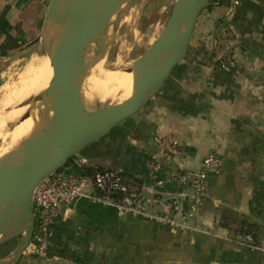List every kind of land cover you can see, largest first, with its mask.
Masks as SVG:
<instances>
[{
    "label": "crops",
    "instance_id": "1",
    "mask_svg": "<svg viewBox=\"0 0 264 264\" xmlns=\"http://www.w3.org/2000/svg\"><path fill=\"white\" fill-rule=\"evenodd\" d=\"M50 1L0 0V62L36 45ZM216 2L202 12L185 59L161 91L75 158L149 184L146 162L157 136L180 143L183 156L173 165L183 169L221 157L223 170L208 175L199 213L205 232L171 231L80 200L55 224L48 257L25 252L18 264H264V0H241L232 18L230 0ZM217 33L231 53L229 71L215 54ZM222 219L257 226L255 244L238 241Z\"/></svg>",
    "mask_w": 264,
    "mask_h": 264
},
{
    "label": "water",
    "instance_id": "2",
    "mask_svg": "<svg viewBox=\"0 0 264 264\" xmlns=\"http://www.w3.org/2000/svg\"><path fill=\"white\" fill-rule=\"evenodd\" d=\"M211 1L175 0L156 41L135 60L132 68L125 70L134 73L130 97L94 111L83 106L82 85L88 70L104 61L112 47L120 25H112L111 10L114 3L121 1L76 0L69 10L60 6V0L50 1L44 30L31 42L37 44L46 33L55 39L50 56L51 82L32 99L34 110L39 112L35 126L37 142L15 149L0 162V234L6 235L0 246L15 237L20 239L17 248L0 264H18L32 240L35 188L71 164L85 148L138 114L161 91L185 59L199 17ZM132 2L126 3L120 18L128 14ZM91 31L96 32L99 45H90Z\"/></svg>",
    "mask_w": 264,
    "mask_h": 264
},
{
    "label": "built area",
    "instance_id": "3",
    "mask_svg": "<svg viewBox=\"0 0 264 264\" xmlns=\"http://www.w3.org/2000/svg\"><path fill=\"white\" fill-rule=\"evenodd\" d=\"M228 17H234L241 0H230ZM221 68L230 70L229 63ZM155 150L147 159L149 184L114 169H99L87 160H74L72 165L52 174L34 190L32 206L35 230L26 252L35 259H46L52 244L55 224L80 200L114 209L122 217L133 216L180 233L205 232L199 213L208 197L209 174L219 175L224 161L217 155L206 156L198 169L174 166L183 156L180 143L170 136L154 138ZM91 169L90 174L83 172ZM169 187L177 188L172 191ZM161 205L162 211L154 207ZM238 241L251 243L250 236Z\"/></svg>",
    "mask_w": 264,
    "mask_h": 264
},
{
    "label": "bare ground",
    "instance_id": "4",
    "mask_svg": "<svg viewBox=\"0 0 264 264\" xmlns=\"http://www.w3.org/2000/svg\"><path fill=\"white\" fill-rule=\"evenodd\" d=\"M75 1L60 0L59 4L64 10H69ZM127 1L129 0L121 1L117 6V3H114L111 10V23L115 21L121 25L124 22L129 26L132 16L124 15V19L120 18V13L125 10ZM117 12L119 16L114 19ZM96 37V32L91 31L90 45L97 44ZM41 44L42 54L32 57L24 72L20 77L18 76L17 82L6 90V95L0 100V162L6 160L7 155L15 149L26 148L24 146L34 145L37 142L35 126L39 121V112L34 110L32 99L46 90L51 82L53 70L50 56L55 46V39L50 35L43 39ZM90 57L89 54L88 58ZM117 63L120 64L121 61L118 59ZM124 77H127L125 70L110 74L104 68L98 70V64L91 67L82 85L83 106L94 111L98 103L112 104L114 101L128 99L132 93L134 74L130 78L127 77L128 79ZM5 238L6 235L0 234V241Z\"/></svg>",
    "mask_w": 264,
    "mask_h": 264
},
{
    "label": "rangeland",
    "instance_id": "5",
    "mask_svg": "<svg viewBox=\"0 0 264 264\" xmlns=\"http://www.w3.org/2000/svg\"><path fill=\"white\" fill-rule=\"evenodd\" d=\"M174 2L175 0H133L129 13L127 14L129 17L132 16L131 23L129 26L124 22H121V25L115 21L112 23V25H120V27L106 58L104 61L98 63V70L104 68L111 74V72L132 68L135 60L156 41L171 13ZM117 5L119 4L117 3ZM46 16L47 11L43 19V24L36 32L37 37L44 30L43 26L47 18ZM118 16L119 12L117 14L115 13L114 19ZM49 24H51V21ZM50 35V33H46L43 39L50 37ZM42 40L28 51H24L0 62V100L6 95V90L17 82L18 78L29 65L32 57L36 54H42ZM100 42L97 41L98 45ZM118 59L121 61L120 64L117 63ZM126 74L130 78L134 73L126 72ZM127 77H124V79H128ZM108 78L112 79V77ZM116 102L114 101L112 103ZM103 105L106 104L98 103L97 107ZM19 240V237H15L10 242L0 246V262L17 248Z\"/></svg>",
    "mask_w": 264,
    "mask_h": 264
},
{
    "label": "trees",
    "instance_id": "6",
    "mask_svg": "<svg viewBox=\"0 0 264 264\" xmlns=\"http://www.w3.org/2000/svg\"><path fill=\"white\" fill-rule=\"evenodd\" d=\"M212 4H216V0L211 1ZM214 6H211V8ZM210 9V8H209ZM208 8L206 10H209ZM220 25H223V23H220ZM220 29V28H219ZM215 41H216V50L215 54H221V62H229L231 61V53L227 52L224 50V46L226 43V38H224L221 35L215 36ZM101 170V168H99ZM84 173L90 174L91 169H85L83 170ZM221 225L225 228H227L229 231L233 232L237 236H250L252 238L253 244H255L256 237L258 236L259 233V228L255 225L252 224H247L242 221H235V220H229V219H222Z\"/></svg>",
    "mask_w": 264,
    "mask_h": 264
}]
</instances>
